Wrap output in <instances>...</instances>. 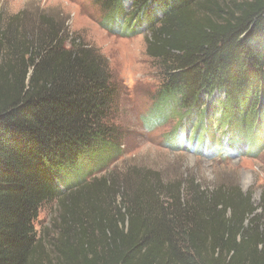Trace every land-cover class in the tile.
<instances>
[{
    "label": "trees",
    "instance_id": "trees-1",
    "mask_svg": "<svg viewBox=\"0 0 264 264\" xmlns=\"http://www.w3.org/2000/svg\"><path fill=\"white\" fill-rule=\"evenodd\" d=\"M96 1L116 12L109 29L148 33L163 75L149 121L179 119L172 149H264V0ZM118 99L106 59L63 21L0 11V264H264V193L140 169L85 181L122 154ZM53 201L48 245L34 222Z\"/></svg>",
    "mask_w": 264,
    "mask_h": 264
},
{
    "label": "rangeland",
    "instance_id": "rangeland-1",
    "mask_svg": "<svg viewBox=\"0 0 264 264\" xmlns=\"http://www.w3.org/2000/svg\"><path fill=\"white\" fill-rule=\"evenodd\" d=\"M223 10L236 12L249 0H216ZM128 5V2L125 3ZM0 11L10 15L25 12L26 17L46 14L63 21L69 39L75 38L97 50L107 61L115 81L119 99L111 121L121 130L122 154L107 165L91 173H81L85 181L93 177L113 175L123 178L133 170L157 172L164 182L186 179L209 189L223 185H238L250 194L255 204L264 193V149L256 155H239L238 148L229 143L227 152L197 150L191 146L172 149L165 141L179 127V119L150 124V114L156 107V95L162 85L160 63L146 55L148 33L140 31L125 35L105 25L114 21L115 10L96 0H0ZM130 11V10H128ZM218 95V94H217ZM216 93L214 97L217 98ZM214 147L219 140H227L223 132L214 133ZM59 205L56 201L42 205L34 222L36 231L49 245L56 237Z\"/></svg>",
    "mask_w": 264,
    "mask_h": 264
}]
</instances>
